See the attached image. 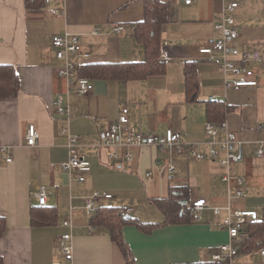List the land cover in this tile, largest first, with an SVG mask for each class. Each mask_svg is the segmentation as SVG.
<instances>
[{
	"label": "crops",
	"instance_id": "obj_1",
	"mask_svg": "<svg viewBox=\"0 0 264 264\" xmlns=\"http://www.w3.org/2000/svg\"><path fill=\"white\" fill-rule=\"evenodd\" d=\"M33 1L0 0V66L13 67L20 83L14 99H0V147L11 156L8 163L0 154V218L5 221L0 264L62 263L57 243L68 232L72 264H126L108 230L93 225L81 210L93 192L112 196L99 201V209L133 207L129 217L139 224L162 223V214L150 201L167 198L181 188L188 190L183 205L205 199L212 208L229 205L233 211L251 210L259 219L264 216V159L256 158L258 142L264 141V0H244L233 14L239 32L235 46L260 54V60L250 65L258 77L256 87L226 93L219 63L205 61L198 52L218 37L214 30L220 18L218 1L191 0L186 5L183 0H161L167 5V22L161 31L164 74L131 81L81 77L93 85L90 94L82 97L67 94L65 79L57 74L62 62L49 40L64 33L78 36L81 49L71 57L77 77L79 69L89 64L141 62L144 50L135 32L144 20V0H37L32 6ZM114 25L123 30L114 33ZM95 29L99 32L94 35ZM190 63L199 87L195 101H188L185 90L184 69ZM59 100L68 115L56 111ZM125 107L130 128L157 136L171 129L181 134L185 145L201 144L205 154L206 143L212 140L205 124L226 121L244 142L243 160L226 169L218 161L198 162L186 153L166 154L145 146L130 149L131 162L121 151L115 160L107 161L97 147L100 134ZM29 124L40 136L37 158L25 144ZM68 133L80 137L77 154L91 164L83 183L77 181L76 172L65 173L59 167L68 160ZM223 138L221 134L217 140ZM167 165L174 167L170 175ZM227 170L231 195L237 189L235 178L243 180L241 198L228 199V188L221 180ZM149 171L152 176L147 178ZM39 188L48 198L43 208L37 207L34 196ZM70 206L76 207L70 214L72 230L61 225ZM32 210L37 221L53 222L32 225ZM225 215L223 210L219 216L206 211L200 221L155 228L149 234L129 224L122 229L123 239L134 264H224L214 262L212 255L227 242L226 232L220 229ZM226 263L263 264L255 248L237 253Z\"/></svg>",
	"mask_w": 264,
	"mask_h": 264
},
{
	"label": "built area",
	"instance_id": "obj_2",
	"mask_svg": "<svg viewBox=\"0 0 264 264\" xmlns=\"http://www.w3.org/2000/svg\"><path fill=\"white\" fill-rule=\"evenodd\" d=\"M186 5L191 3V0H183ZM220 3V18L214 24V30L218 37L208 46H203L199 49V54L205 57L207 62H217L223 74V83L226 93L237 92L242 88H254L258 85V77L250 68L252 63L260 60V54L257 51H242L235 46V42L239 38V32L236 28V21L233 16L234 12L239 8L244 0H216ZM113 32L119 33L123 30L121 25H114ZM99 30H93L92 34H98ZM49 45L54 49L55 57L62 62V66L57 68V74L65 79L67 94H76L80 97L87 96L93 89L92 83L85 78L77 77V66L71 60V57L77 54L80 49L79 38L76 35L64 33L54 35L49 40ZM219 103H223L224 99H220ZM56 111L60 114H67V109L60 106V100L56 104ZM128 108L121 109L117 119L112 121L108 127L100 134L98 144L99 151L103 154L107 161L115 160L120 151L122 157L127 161H132V147L142 148L145 146H153L161 153L180 155L186 153L192 160L204 161L210 159L218 161L220 165L226 169L235 163L243 160L244 142L230 130L226 121L218 124L206 123L205 131L212 138L206 143L207 153L200 151L201 144L185 145L181 142V134L168 129L164 135L157 136L145 134L134 130L128 126ZM258 126V129H262ZM64 132H67L64 130ZM122 134L125 139H122ZM223 134V140H217L218 136ZM39 133L36 127L32 124L27 126L25 144L30 150L32 157H38V141ZM80 142V137L77 135L67 136L68 160L59 165L60 169L65 173L76 172L77 181L83 183L84 175L91 170L89 161L83 159L77 154V147ZM259 148L256 151V158L264 159V141L258 142ZM204 145V144H202ZM0 154L4 155L6 162H11V156L8 154L6 147H0ZM157 165V163H154ZM167 173L170 175L174 172L172 165H167ZM147 178L152 176L149 171ZM222 182L228 188V199L243 196V180L235 178L237 189L234 195L230 194L229 184L231 176L227 170L222 177ZM36 203L40 207H45L48 198L42 188H39L35 193ZM112 196L93 192L87 199L84 200L81 210L87 215L92 216L99 211L98 202L101 200H111ZM191 217L193 221H200L204 218V213L210 211L212 215L219 216L223 211L226 215L220 223V229L227 234V242L222 244L218 252L212 255L214 262H225L234 257L242 244L248 240L249 232L247 231L248 224L257 221L259 214L251 210H232L229 205L221 209L218 207H210L205 199H196L190 203ZM76 210V207H69V214L63 219L61 225L69 230H72L70 214ZM133 207L122 206L119 208L118 215L121 218H128L133 212ZM92 227H88L87 231L91 233ZM58 247L63 255L64 262L53 264H72L73 261V243L72 234L64 233L58 239ZM261 262L264 264V249H260Z\"/></svg>",
	"mask_w": 264,
	"mask_h": 264
},
{
	"label": "trees",
	"instance_id": "obj_3",
	"mask_svg": "<svg viewBox=\"0 0 264 264\" xmlns=\"http://www.w3.org/2000/svg\"><path fill=\"white\" fill-rule=\"evenodd\" d=\"M144 20L136 27L135 39L143 47L144 59L137 63L121 64H89L79 69L80 77L90 80H144L149 77L161 76L165 72L166 61L162 55V27L167 22V5L161 0H144ZM30 3L28 2V5ZM32 6L37 5L34 0ZM185 90L188 101H195L198 94V80L192 63L184 69ZM19 78L11 66H0V99H14L19 93ZM222 105V104H219ZM209 113V110H208ZM210 122V121H209ZM187 189L181 188L176 194H170L164 199H152L150 203L160 211L163 221L160 224H139L128 218L118 215L119 208H101L91 216L92 224L105 227L110 233L112 241L122 252L126 264H134L126 242L123 239L122 229L125 225H134L140 231L149 234L155 228L170 225H183L193 222L189 205H183L187 196ZM40 207V206H37ZM43 208V207H40ZM50 221H37L32 210L31 224H51ZM247 231L249 238L240 247L239 252L249 249H264V216L249 224ZM5 232V221L0 218V237ZM227 262V261H226ZM224 264H227V263ZM223 264V263H221Z\"/></svg>",
	"mask_w": 264,
	"mask_h": 264
}]
</instances>
